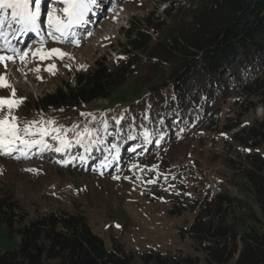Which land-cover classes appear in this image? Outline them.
<instances>
[{
	"label": "trees",
	"instance_id": "trees-1",
	"mask_svg": "<svg viewBox=\"0 0 264 264\" xmlns=\"http://www.w3.org/2000/svg\"><path fill=\"white\" fill-rule=\"evenodd\" d=\"M163 2L161 12L131 17L120 28L124 41L114 59L106 52L76 73L74 86L60 85L35 104L48 115L61 114L107 99L129 81L146 86L147 92L118 114L97 118L108 121L110 133L121 132L107 137L108 144L120 147L117 169L191 134L202 141L211 135V160L221 163L217 172L223 189L195 199L190 206L195 216L180 232L205 253L208 264H264V112L258 115L264 108V0ZM121 117L117 126L113 118ZM145 128L163 132L165 139L156 143L154 135L144 145ZM129 130L136 139L122 138ZM72 141L64 153L34 149L29 157L108 173L109 168L99 167L109 155L104 145L93 148L86 162H70V156L84 153ZM51 144L59 146L54 140ZM186 208L176 203L170 213ZM0 223L21 226L19 245L3 252L0 264H202L199 256L182 250L138 254L116 237L109 248L79 205L31 216L5 182H0Z\"/></svg>",
	"mask_w": 264,
	"mask_h": 264
},
{
	"label": "rangeland",
	"instance_id": "rangeland-1",
	"mask_svg": "<svg viewBox=\"0 0 264 264\" xmlns=\"http://www.w3.org/2000/svg\"><path fill=\"white\" fill-rule=\"evenodd\" d=\"M112 1L104 5V12L96 15L97 25L88 27L91 35L88 32L86 36L82 35L79 45L60 43L50 38L43 45L44 50L59 48L70 56L61 59L53 55L40 60L38 56L30 54L26 63L7 62V69L0 64V75H5L10 85L0 87V97L11 98L14 89L15 98L23 99L19 107L11 110L19 126L23 127L25 121H45L33 127L71 128L79 125L77 130L83 131L84 126L88 125L87 121L93 120L92 116L98 121L99 116L118 114L126 103L147 92L146 86L129 81L107 98V105L97 100L71 112L48 115L45 109L35 104L41 95L53 92L60 85L69 83L74 86L76 73L87 70L96 58L106 52L114 59L121 49L120 43L124 41L120 28L127 27L131 17L136 20L153 10L159 13L165 6L163 0ZM54 6L62 7L60 4ZM44 19L46 17H42ZM89 19L94 24L95 20ZM32 43L34 51L41 47ZM52 64H55V68L49 71ZM37 68L39 71H36ZM4 114V111H0V116ZM48 119L56 123L49 126L46 124ZM60 135L71 141L76 138L75 132L65 133L63 129ZM200 138L198 134H191L162 151L127 163L117 173L110 171L101 174L90 168L63 166L47 158H16L18 155L15 154H0V182L11 187L31 216L37 211L59 207L73 211L79 205L93 231L104 239L109 248L113 246V237H116L127 250L138 254L150 250L163 253L182 250L185 254L199 256L202 264H208L205 253L193 248L191 238L180 232L195 216L191 203L199 200L208 190L209 170L222 169L220 162L211 160L214 147H205L204 140ZM207 138H211V135ZM45 139L52 143L50 136ZM56 143L59 144V141ZM115 176L120 178L114 179ZM218 181L216 185H219ZM176 203L187 208L181 213L172 214L170 208ZM20 228L19 223L12 227L0 223V256L19 245Z\"/></svg>",
	"mask_w": 264,
	"mask_h": 264
},
{
	"label": "snow or ice",
	"instance_id": "snow-or-ice-1",
	"mask_svg": "<svg viewBox=\"0 0 264 264\" xmlns=\"http://www.w3.org/2000/svg\"><path fill=\"white\" fill-rule=\"evenodd\" d=\"M111 0H0V52L11 53L0 54V64L7 69V62L14 64L26 63V58L31 54L38 56L40 60L51 58L58 55L61 59L70 56L69 53L61 51L59 48H51L44 50L43 45L50 38L60 43H73L79 45L80 33L78 29L85 28L91 21L90 15H98L105 11L104 5L110 3ZM60 4L62 7H55ZM111 11V8H108ZM42 17L46 19L42 20ZM35 34L39 37L40 48L33 50L31 44H25L24 38L29 34ZM91 35V32H88ZM71 58V57H70ZM68 67V65H65ZM81 67H85L81 65ZM55 68V64L49 66L51 71ZM39 71V68L36 69ZM0 87H10L7 83L5 75H0ZM23 103V99L15 98V90H12L11 98L0 97V111L5 114L0 116V154L12 156L19 153L16 158H28L32 150L38 149L40 153L44 151H55L56 153H64L71 148L73 141L68 140L60 135L63 131L75 132L76 138L74 143L80 145L84 149V153L79 156H70V162L79 160L86 162L89 159V153L93 148L104 145L103 150L108 152L101 162L100 168H112L120 159V147L117 143H107L109 135L121 136L120 131L114 133L109 132V123L106 119L101 118L96 121V117L92 116L96 125L93 127L84 126L83 131H78L79 125H73L71 128L60 127H33L37 123H45V121H25L21 127L17 123V117L11 114L14 107H19ZM81 115H89L91 113ZM115 124H121L120 119L113 118ZM135 119V118H131ZM147 119V116H145ZM56 121L48 119L47 125H54ZM131 127V125H130ZM157 137L156 143H160L165 139V134L159 130L150 132L145 128L143 132L144 145L151 144L152 137ZM51 137L54 141H59V146L53 148L45 137ZM123 139H136L135 134L130 130L122 137ZM143 151V145H137ZM137 147L131 148L132 152L137 151ZM136 167V165H133ZM31 171V169H29ZM103 174V172H101ZM115 176L114 179H119ZM127 179V177H125ZM153 181H149L152 183ZM190 195V194H189Z\"/></svg>",
	"mask_w": 264,
	"mask_h": 264
},
{
	"label": "bare ground",
	"instance_id": "bare-ground-1",
	"mask_svg": "<svg viewBox=\"0 0 264 264\" xmlns=\"http://www.w3.org/2000/svg\"><path fill=\"white\" fill-rule=\"evenodd\" d=\"M218 177H219V176H218ZM213 179H214V176H213V178H212V185H213V183H214ZM219 182H220V180H219ZM216 189H217L218 193H220V191L222 190V187L220 186V184H219V185H216ZM211 193H212L213 195H214V194H218V193H216V191H214V189H212V188H211Z\"/></svg>",
	"mask_w": 264,
	"mask_h": 264
},
{
	"label": "built area",
	"instance_id": "built-area-1",
	"mask_svg": "<svg viewBox=\"0 0 264 264\" xmlns=\"http://www.w3.org/2000/svg\"><path fill=\"white\" fill-rule=\"evenodd\" d=\"M207 145H211V142H209V144ZM218 181V175H214V183L212 185V189H214V191H216V193H218L217 189H216V182Z\"/></svg>",
	"mask_w": 264,
	"mask_h": 264
},
{
	"label": "water",
	"instance_id": "water-1",
	"mask_svg": "<svg viewBox=\"0 0 264 264\" xmlns=\"http://www.w3.org/2000/svg\"><path fill=\"white\" fill-rule=\"evenodd\" d=\"M263 112H264V108H263V107H260V108H259V115H260V116L263 115Z\"/></svg>",
	"mask_w": 264,
	"mask_h": 264
}]
</instances>
